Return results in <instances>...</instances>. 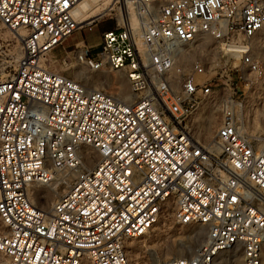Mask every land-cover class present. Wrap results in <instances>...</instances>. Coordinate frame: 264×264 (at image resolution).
Segmentation results:
<instances>
[{
  "label": "built area",
  "instance_id": "1",
  "mask_svg": "<svg viewBox=\"0 0 264 264\" xmlns=\"http://www.w3.org/2000/svg\"><path fill=\"white\" fill-rule=\"evenodd\" d=\"M80 2L0 0V22L24 33L0 79V264H132L126 241L166 206L205 240L158 264H264V147L243 124L264 79V0H112L84 23ZM111 12L97 56L74 57L123 72L127 101L44 64ZM66 181L49 212L31 200Z\"/></svg>",
  "mask_w": 264,
  "mask_h": 264
},
{
  "label": "rangeland",
  "instance_id": "2",
  "mask_svg": "<svg viewBox=\"0 0 264 264\" xmlns=\"http://www.w3.org/2000/svg\"><path fill=\"white\" fill-rule=\"evenodd\" d=\"M109 2L110 0H100L94 6L89 1L91 9L87 12L86 18L94 19L95 15L109 6ZM113 17L114 12H111L94 20L91 24L77 29L47 54L44 64L48 69L61 72L85 84L88 88L107 91H113L117 88L121 100H124L125 94L129 95V98L124 100L127 101L131 96L123 72L92 70L87 65L77 62L74 57L75 51L81 46L88 48L92 57L97 56L101 31L112 26ZM23 34V31H12L0 22V79L13 72L16 61L21 55ZM254 86L257 93L250 94L247 98L243 124L248 136L255 141V145L262 148L264 147V79ZM212 108L207 114L211 117V121L217 123L219 112ZM94 160H90L89 164L93 165ZM67 183L66 181V184L58 185L56 183L52 185L34 184L30 190L32 195L30 198L43 210H50L54 201L66 190ZM43 194L44 196L40 198ZM36 196L39 198L36 199ZM171 207H165L157 223L146 235L126 241V253L132 264H158L171 257L191 255L203 244L205 228L199 225L178 224L172 217ZM228 257L224 256L223 264H241L240 258H234L231 253ZM2 261L3 256L0 254V263Z\"/></svg>",
  "mask_w": 264,
  "mask_h": 264
},
{
  "label": "bare ground",
  "instance_id": "3",
  "mask_svg": "<svg viewBox=\"0 0 264 264\" xmlns=\"http://www.w3.org/2000/svg\"><path fill=\"white\" fill-rule=\"evenodd\" d=\"M89 1L91 2L92 5L96 6L100 0H89ZM89 1H87V0H81V2L78 4L77 10H76V16L80 20L81 23H84L85 21H87L89 19V18H86L87 12L91 9V7H90L91 4H89ZM106 1H109V0H106ZM111 4H112V0H110L109 6ZM127 98H129V95L128 94H125L123 99L125 100ZM43 196H44V194L41 195L40 198H42ZM37 197L38 196H36V199L39 198V197L38 198ZM50 210H51V208H50ZM50 210H45V211L46 212H49Z\"/></svg>",
  "mask_w": 264,
  "mask_h": 264
},
{
  "label": "trees",
  "instance_id": "4",
  "mask_svg": "<svg viewBox=\"0 0 264 264\" xmlns=\"http://www.w3.org/2000/svg\"><path fill=\"white\" fill-rule=\"evenodd\" d=\"M101 23V22H100Z\"/></svg>",
  "mask_w": 264,
  "mask_h": 264
}]
</instances>
